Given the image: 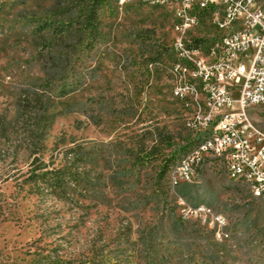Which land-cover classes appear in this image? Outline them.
<instances>
[{
	"label": "rangeland",
	"instance_id": "1",
	"mask_svg": "<svg viewBox=\"0 0 264 264\" xmlns=\"http://www.w3.org/2000/svg\"><path fill=\"white\" fill-rule=\"evenodd\" d=\"M117 1L113 16L100 26L102 42L87 60H77L78 89L61 97L40 90L44 75L41 62L33 59L35 39L10 24L48 11L56 0H28L17 9L0 10V264H31L42 246L51 253L47 264H79L95 247L118 248V240L134 252L130 264H264V197H254L242 180L228 176L224 159L205 158L190 182L157 186L162 157L175 155L174 164L187 151L182 146L201 135L184 126L189 110L175 100L161 67L172 54L173 8L141 0L120 7ZM205 30L210 28L201 21L192 35ZM161 46L169 49L154 61ZM76 55L61 61L66 71L76 65ZM27 95L39 96L42 108L31 102V111L21 115L19 101ZM246 111L264 131V104ZM41 113L54 115L45 129L46 149L37 153L48 167L71 141L107 143L108 160L96 156L87 165L100 186L86 192L97 199L78 194L60 200L26 182ZM149 153L160 157L136 173L131 168L136 154ZM61 157L62 152L54 166ZM122 170L129 171L126 183ZM111 174L114 179L106 181ZM196 204L224 217L221 239L217 226L209 228L181 211Z\"/></svg>",
	"mask_w": 264,
	"mask_h": 264
},
{
	"label": "built area",
	"instance_id": "2",
	"mask_svg": "<svg viewBox=\"0 0 264 264\" xmlns=\"http://www.w3.org/2000/svg\"><path fill=\"white\" fill-rule=\"evenodd\" d=\"M135 0H118L123 6ZM168 7L169 0H141ZM173 54L195 64L193 80H186L180 62L169 54L166 62L177 69L176 85L179 86L181 108H189V118L184 126H191L194 134L215 131L219 141L210 143L203 150V160L195 154L181 158L178 172L172 174L170 185L190 182L196 167L205 158H222L227 175L240 178L254 197H264V131L249 118V105L264 104V0H181L177 9H170ZM204 21L210 30L202 35L211 37V49H199L204 59H191L189 44H180V34L190 23ZM215 30L226 32V39H218ZM252 50V52H250ZM166 77V76H165ZM203 81L205 94L202 107L192 105L194 83ZM171 94V87H169ZM187 213L202 225H217V239H221L224 222L217 218L211 206L184 205Z\"/></svg>",
	"mask_w": 264,
	"mask_h": 264
},
{
	"label": "trees",
	"instance_id": "3",
	"mask_svg": "<svg viewBox=\"0 0 264 264\" xmlns=\"http://www.w3.org/2000/svg\"><path fill=\"white\" fill-rule=\"evenodd\" d=\"M116 0H56L55 4L46 12L40 14H31L17 19H10V24L14 29L20 28L28 31L30 36L34 37L36 51L34 53V61L41 62L43 71V82L38 85L40 90H49L53 97L65 96L76 91L81 83L76 73V66H79V56H85L83 60H87L90 53L102 42L103 36L100 30L101 24L111 18L112 2ZM28 0H0V10H13L25 5ZM74 40L73 45L69 42ZM69 47V48H68ZM168 47H160L156 51V55L152 58L158 60ZM71 51V52H70ZM79 51L81 54H79ZM75 64L70 67V72L66 71V66H61V61L68 60L70 53H77ZM58 87L54 91V87ZM31 102H33L36 110L41 109V100L39 96L28 98V95L19 101V114L24 115L31 111ZM45 112V109H42ZM38 116L36 126L42 127L37 138L31 144L30 153L33 159L30 162V171L26 177V182L38 186L39 192L49 193L60 200H66L71 195H78L82 198H94L88 194L91 186L99 187L98 175L90 176L91 167L96 156L108 160L109 154L103 149L107 146L104 142L79 143L71 141L68 146L63 147L62 157L56 166L55 160L60 154L54 156L48 167L43 156L38 152L46 149L43 144V138L46 133V127L51 126L53 114ZM39 119L44 120L40 125ZM63 142V141H61ZM192 140L185 143L184 152L187 153L191 147ZM187 145V146H186ZM189 146V147H188ZM42 155V154H41ZM184 155V154H183ZM159 154L149 153L148 155L136 154L132 167L136 168V173L140 169L146 167L149 163L157 160ZM175 155L162 157L158 165L156 173L157 186L161 182L168 183V173L174 162ZM109 168V167H108ZM122 176L125 178L124 183L128 182L126 178L130 175L126 170H122ZM113 174L106 178V181H112ZM113 185L119 186L120 183L113 181ZM169 184V183H168ZM105 187V184L103 185ZM79 188V189H78ZM73 200V198H69ZM117 243L122 245L116 249H108L104 251V245L95 247L88 251L90 257L84 255L79 260V264H130L134 252H128V245L118 240ZM133 243V241H132ZM35 252L36 257L32 259L31 264H47L51 260V253L46 247H39ZM91 258V259H90Z\"/></svg>",
	"mask_w": 264,
	"mask_h": 264
},
{
	"label": "bare ground",
	"instance_id": "4",
	"mask_svg": "<svg viewBox=\"0 0 264 264\" xmlns=\"http://www.w3.org/2000/svg\"><path fill=\"white\" fill-rule=\"evenodd\" d=\"M181 5V0H169V7L177 9ZM201 21H195V23H190L187 26V29L182 31L180 34V44H189V51H191V59H204V52L198 51L199 49H211V37L205 39L202 36H193L192 31L200 25ZM173 39H177V31L172 30ZM218 39H226V32H221L218 34ZM172 54L173 46L169 45ZM173 61L180 62V69L184 70V77L186 80H193L195 75V64H188V60H182L181 54H173ZM161 67L165 70V73L169 76L170 82L173 88V96L175 99H179V86L176 85L177 79V69H174L170 64L161 63ZM205 94V86L203 81H196L194 83L192 105L194 107H202V99H200ZM189 110V108H186ZM189 113V112H188ZM186 118H189L186 116ZM188 130L193 131L191 126H185ZM201 136L196 137L195 142L191 145L187 153H184L177 162L171 167L168 173V182L172 181V174L178 172V164L181 163V158L188 157L191 154H195L196 160H203V150H199L200 147H207L210 143L219 141V134L215 131H203ZM232 179H240L233 176H230ZM241 180V179H240ZM187 183V182H178V184ZM217 218L224 222L226 225V220L222 215H217ZM223 225V226H225ZM217 226V225H215Z\"/></svg>",
	"mask_w": 264,
	"mask_h": 264
}]
</instances>
